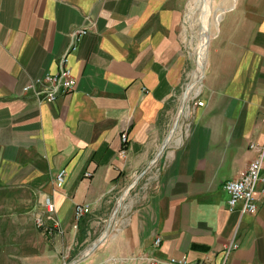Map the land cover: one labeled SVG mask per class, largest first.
<instances>
[{"label": "crops", "instance_id": "0c3cea01", "mask_svg": "<svg viewBox=\"0 0 264 264\" xmlns=\"http://www.w3.org/2000/svg\"><path fill=\"white\" fill-rule=\"evenodd\" d=\"M184 9L185 0H0V264H219L234 235L226 264H264V184L255 215L229 213L223 190L256 156L250 145L264 144V0L226 10L191 89ZM79 28L87 34L67 57L74 92L55 103L23 94L56 73ZM141 180L149 191L107 237ZM76 206L89 209L78 222Z\"/></svg>", "mask_w": 264, "mask_h": 264}, {"label": "built area", "instance_id": "2783aa9c", "mask_svg": "<svg viewBox=\"0 0 264 264\" xmlns=\"http://www.w3.org/2000/svg\"><path fill=\"white\" fill-rule=\"evenodd\" d=\"M87 34V28H79L71 32L70 43L66 52L58 60V68L54 74H46L39 78L32 79L23 89V94H31L38 103H55L57 100L70 96L75 89L76 80L67 65V57L70 53L75 52L81 43L83 37ZM191 93V92H190ZM189 93V94H190ZM188 94V95H189ZM187 96V89L185 97ZM188 97V96H187ZM197 97H193L196 99ZM194 106L202 107V102H195ZM122 144L127 143V135H121ZM250 149L256 151V156L247 165L236 179L228 180L223 184V190L226 194V209L229 213H237L240 216L255 215L258 211L256 199L257 190L260 184H264V178L261 176L262 166L264 163V144L261 146L250 145ZM124 152H121L123 155ZM64 173L56 177L58 186L62 185ZM44 206L48 213L53 211V204L50 200H45ZM89 213L86 206H76L74 208V220L78 222L84 215ZM35 224L38 228L43 227L41 219H36ZM53 234L51 229L46 230V235ZM235 236V235H234ZM225 245L221 252V261L219 264H226L230 254L238 248L235 238ZM160 238H156L154 245L158 247ZM167 264H202L188 262L184 257L175 260L170 259Z\"/></svg>", "mask_w": 264, "mask_h": 264}, {"label": "rangeland", "instance_id": "374dc122", "mask_svg": "<svg viewBox=\"0 0 264 264\" xmlns=\"http://www.w3.org/2000/svg\"><path fill=\"white\" fill-rule=\"evenodd\" d=\"M235 1L236 0H206L201 5H197V0H185V9L182 12L179 35L180 51L185 57L184 68L186 71V84H189L193 79L192 73H194L196 67L194 61H196L195 48L197 44L200 46L201 39L206 37H210V41L212 36L216 34L217 25L222 18V15L232 6V4L235 3ZM190 8H193L194 10L189 21L188 18H186V14ZM143 184L144 181H138V184L126 194V199L121 204L124 208L121 213L122 216L121 214L119 215V213L115 215L116 223L111 227V231L107 237L111 235V233H115L114 231H116L118 226L117 222L125 217V213L128 211L130 204H132V207H135L143 201L142 195L149 191V188L143 189Z\"/></svg>", "mask_w": 264, "mask_h": 264}, {"label": "bare ground", "instance_id": "6f19581e", "mask_svg": "<svg viewBox=\"0 0 264 264\" xmlns=\"http://www.w3.org/2000/svg\"><path fill=\"white\" fill-rule=\"evenodd\" d=\"M205 1L206 0H197V5H201ZM193 10H194L193 8H190V10L186 14V18H188L189 21H190V16H192V14H193ZM209 38L210 37L202 38L201 41H200V46L197 44V46L195 48V50H196L195 51L196 61H194V60L193 61L195 62V66L196 67H195L194 73H192L193 74V79H192V83L189 85L190 89L192 87H194L196 83H199V81L201 79V75H202V72H203V65H204L203 62H204V58H205V51H206V47H207Z\"/></svg>", "mask_w": 264, "mask_h": 264}, {"label": "water", "instance_id": "95a60500", "mask_svg": "<svg viewBox=\"0 0 264 264\" xmlns=\"http://www.w3.org/2000/svg\"><path fill=\"white\" fill-rule=\"evenodd\" d=\"M116 210H117V208H116ZM98 243H95L91 248H90V250L88 251V252H90L91 250H93L95 247H96V245H97ZM77 261H73L72 263H70V264H75Z\"/></svg>", "mask_w": 264, "mask_h": 264}]
</instances>
